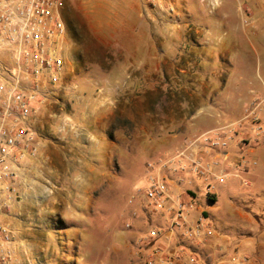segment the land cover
<instances>
[{"label": "rangeland", "instance_id": "374dc122", "mask_svg": "<svg viewBox=\"0 0 264 264\" xmlns=\"http://www.w3.org/2000/svg\"><path fill=\"white\" fill-rule=\"evenodd\" d=\"M196 1L198 3L199 0ZM135 4L139 19L144 23L140 33L145 37L149 27L153 26L152 36L156 41H152L151 47L167 60L157 64L135 63L139 68L133 70L134 77L127 79L122 64L115 61L126 48L116 45L114 37L123 19L127 22L132 20L133 13H129V7ZM195 6L192 0H176V16L173 18L178 26L171 28L159 18L161 13L144 10L140 0H68L66 12L71 20V43L60 83L52 85L46 81V99L57 96L59 103L64 105L69 101V93L79 90L82 100L92 102L88 99L89 92L93 90L89 91L88 87L92 86L106 92L91 95L92 98L97 99V95L113 97L116 94V110L110 124L104 128L84 124L82 137L86 138L83 140L85 145L79 148L80 153L73 160H82L89 167V172H85L86 167L80 171L76 163L75 168L66 169L62 178L44 184L40 195L43 205L38 207V211H42V222L39 224L32 218L33 222L23 225L25 229L38 230L40 249L20 264H146L151 247L145 237L149 228L146 213L150 210L138 194L146 190L150 176H157V166L180 152L175 151L179 143L170 140L180 127L159 125L168 121L173 116L172 112L176 116L182 113L166 109L168 103L162 106L161 102L174 101L172 105L177 107L181 98L189 96L174 95L171 100L167 94L145 93L144 87L149 83L146 78H153L150 82L157 88L166 84L163 69L170 64L168 56L176 57L179 26L200 20ZM139 39L142 38L139 36ZM135 48L141 51L144 47L138 44ZM147 65L149 68L150 65H159L161 69L157 72L148 68L150 71L145 72ZM106 72L109 76H104ZM131 81L141 86V92L121 99L119 88L126 87ZM68 87L75 88L65 90ZM245 88V84L240 85L239 98ZM152 101L159 103V107L151 110ZM219 105L211 110L202 108L188 124L190 132L182 133L178 140H193L205 130L232 123L235 125L234 134L244 127L249 129L247 121L237 125L247 112L248 100H235L229 107ZM67 111L72 112L70 109ZM74 112L78 116L79 111ZM185 113L190 116L193 111ZM257 115L263 123L264 109H258ZM201 122L207 124L206 129L199 128ZM261 129L264 135V125ZM226 139L228 142L229 138ZM200 143L203 145L199 156L201 164L210 168L205 175L210 176L216 167L219 174L218 167L220 171L221 165L215 166V157L222 160V151L205 146L202 140ZM256 161L257 170L263 171L264 156H257ZM148 164H152L151 170ZM181 164L184 165L181 173L185 171V175L178 182L182 187H178L176 180L169 179L171 173H166L167 169L161 171L160 176L174 187V192L180 188H189L194 192L199 189L200 192L196 193L200 201L199 209L205 211L206 224L215 236L209 248L213 250L211 255H214L216 263L240 264L246 259L243 264H264V174L244 172L215 180L211 175L218 197L216 203L208 204L204 189L208 183L211 184L210 180L196 176L192 172L194 163L190 160L176 159L170 167ZM246 181H250L251 185H246ZM127 223L131 225L130 229L126 228Z\"/></svg>", "mask_w": 264, "mask_h": 264}, {"label": "crops", "instance_id": "0c3cea01", "mask_svg": "<svg viewBox=\"0 0 264 264\" xmlns=\"http://www.w3.org/2000/svg\"><path fill=\"white\" fill-rule=\"evenodd\" d=\"M192 1L196 5L195 13L200 14V20L179 26L176 57L168 56L170 64L163 69L165 70L164 77L167 78L166 84L157 88V85L154 86V83L150 82L153 78H146L149 83L148 85L146 83L147 86L144 87L145 93L167 94L171 100H173L174 95L184 94L185 96L187 94L189 96L188 98H181L177 102V107L172 105L174 101L161 102L162 106L168 103V106H165L166 109L178 110L182 113L176 116L172 112L173 116L159 125L162 127H180L177 134L170 136L171 141L179 143L175 150L177 153L190 139L182 138L180 141L178 138L182 133L190 132L188 124H191L202 108L211 110L213 107L220 106L219 104H226V107H229L235 100H248V107L245 111L254 104L258 105V109H264V0H218L219 6L212 11L213 13H210L206 9V5L202 4L200 0L198 3L196 0ZM67 2L68 0L65 1L62 10V19L66 28L67 45H69L71 43L69 39L71 20L67 17ZM129 8V13H133L132 20L127 22V19H123L115 31L114 37L116 38V45L124 47L123 49L126 48L115 61L122 64L127 79L134 77L133 70L139 68L135 63L157 64L167 60L162 53L155 51L156 48L151 47L152 41L155 40L152 36L153 26L152 28L149 27V33L145 34V37L143 33H140L144 23L139 19L137 4ZM244 15L251 19V24L247 26L242 24L241 18ZM145 26L148 28L147 25ZM139 36L142 39H139ZM138 44L144 47L141 51L135 48ZM161 57L164 60H160ZM158 66L150 65L149 68L147 65L145 72L150 71L148 68L159 72L161 68ZM100 71L105 72L102 69ZM104 76L109 75L106 72ZM231 77L233 78L231 79ZM241 84H245L246 88L239 98ZM140 88L141 86H136L131 81L126 87L119 88L120 98L126 99L131 94L141 92ZM88 89H90L89 91L93 89L89 92L91 95L99 94L102 91L106 93L98 87L90 86ZM65 90L70 89L65 88ZM80 93L79 90L73 94L69 93V101L64 105L59 103L58 97L54 95L55 98L45 99L32 106L33 129L38 136L39 154L37 159L29 160L27 163L28 172L23 180L24 196L22 201L9 206L7 210H0L2 213L0 214V221L19 232L13 247L22 262L27 257H32L39 252L38 248L40 249L41 237L38 230L25 229L23 225L32 221V218H35L34 221L39 224L42 222L40 217L42 211H38V207L43 205V199L40 195L44 190V184H50L53 180L57 181L59 177L62 178L65 171L67 172L66 169L75 168L76 163L80 171L86 167L85 172L88 173L90 169L82 160H73L77 153H80L79 148L85 145L83 140L86 138L82 137L84 124L104 128L110 124L109 121L115 114L116 94L113 97L97 95V99L90 95L88 99H92V102H88L81 99ZM158 107L159 103L154 101L149 106L151 110ZM67 109L72 112H68ZM75 110L79 111L78 116H76ZM189 110L193 113L186 116L185 112ZM232 125L234 123L205 130L200 135L214 130H225ZM248 125L249 129L244 127L237 134L225 133V137L229 138L227 146L229 148L222 151V160L217 156L215 157V163L221 165L220 171L218 167L219 174L216 167L208 176L209 179L206 175L198 176L203 177L206 181L210 180L211 184L208 183L204 189L208 204L216 203L218 197L216 186L212 184L214 177L215 180L218 177L223 178L231 174L235 176L244 172L264 174V170H257L256 161L257 156H264V149H261L264 147V135L263 133L255 134L252 125L250 123ZM263 125L264 122H261V127ZM206 126L207 124L204 122L199 124L200 129H206ZM250 132H254L255 136ZM208 172H210V168ZM184 175L185 171L180 176L170 174L171 178L169 179L176 180L178 187H182L183 185L180 186L178 180H183ZM245 184L251 185V182L246 181ZM167 185L172 199H180L193 206L188 211L191 220L196 219L201 213L206 216L205 211L199 209L200 201L199 197L196 196V193L200 192L198 188L195 192L189 188H180L179 191L175 188L177 193L174 192V187H171L168 182ZM149 214L151 213L149 212ZM161 214L165 215L166 211L162 210ZM151 219L153 224L164 226L163 219L159 216L152 215ZM209 230H211L210 226ZM214 237L211 232L210 237L205 242L198 247L196 246V250L206 264H217L214 255H211L212 249L209 248ZM162 244L166 245L164 242ZM170 244L175 246L176 242L171 241Z\"/></svg>", "mask_w": 264, "mask_h": 264}, {"label": "built area", "instance_id": "2783aa9c", "mask_svg": "<svg viewBox=\"0 0 264 264\" xmlns=\"http://www.w3.org/2000/svg\"><path fill=\"white\" fill-rule=\"evenodd\" d=\"M66 0H0V210L22 201L23 180L28 172V161L37 159L39 142L33 129L32 106L46 99V81L60 83L67 56L66 28L62 10ZM143 9L161 13L159 18L171 28L178 26L176 0H140ZM211 11L219 6L218 0H200ZM242 24H251L244 15ZM73 89L75 87H68ZM254 104L237 122H249L255 134L262 132ZM239 123V124H238ZM235 125L225 130H214L185 143L183 149L170 160L157 166V176H150L148 187L138 195L145 202L149 251L146 264H206L196 246L210 237L206 217L201 213L191 220L190 203L172 199L161 171L180 176L183 164L170 165L176 159L193 162L192 172L204 176L209 168L200 161V140L205 146L224 151L228 142L225 133L234 132ZM212 136V137H211ZM217 164V163H216ZM151 170L152 164L147 165ZM241 167V165H238ZM209 193V192H207ZM165 210L166 214H161ZM152 215L163 219L164 226L152 223ZM151 223V224H150ZM127 229L131 225L127 223ZM19 232L0 221V264H20L13 243ZM176 242L175 246L170 244ZM166 243V245L162 243ZM141 247V246H140ZM246 262V259L240 264Z\"/></svg>", "mask_w": 264, "mask_h": 264}]
</instances>
